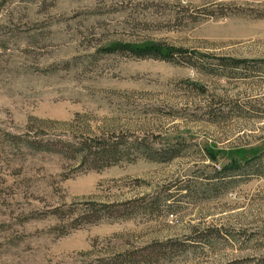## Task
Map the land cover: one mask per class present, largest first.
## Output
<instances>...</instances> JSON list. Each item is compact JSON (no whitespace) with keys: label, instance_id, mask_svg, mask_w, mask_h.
I'll return each mask as SVG.
<instances>
[{"label":"rangeland","instance_id":"obj_1","mask_svg":"<svg viewBox=\"0 0 264 264\" xmlns=\"http://www.w3.org/2000/svg\"><path fill=\"white\" fill-rule=\"evenodd\" d=\"M0 264H264V0H0Z\"/></svg>","mask_w":264,"mask_h":264},{"label":"trees","instance_id":"obj_2","mask_svg":"<svg viewBox=\"0 0 264 264\" xmlns=\"http://www.w3.org/2000/svg\"><path fill=\"white\" fill-rule=\"evenodd\" d=\"M108 52L113 54L127 53L131 57L137 59H157L168 63L175 62L177 58L191 60L193 56H195V53L191 50L176 49L150 42L142 45L117 44L111 47ZM220 62L223 64L227 62L230 63V68L234 71L245 69L248 64V61L246 60H220ZM68 147L73 149L70 145ZM78 147V159L81 160L82 163H85V165L86 163H90L98 166L95 169H103L118 163L133 147H137L143 154H152L154 161L157 162H162L164 159L172 161L180 157L178 150L174 147L167 150H163L162 148L155 150L152 146H144V143L142 142H131L130 144L128 142H121L118 139H107L105 136L97 137L93 140L90 138L85 139L78 144ZM209 157L211 158V161L215 159L211 154H209ZM258 159H260V152L252 156V158L245 160L243 163L231 162L228 166L216 172V179H219L218 182L224 184L231 180V175L242 173L248 168L254 169Z\"/></svg>","mask_w":264,"mask_h":264}]
</instances>
